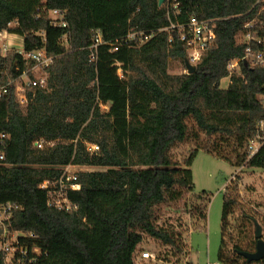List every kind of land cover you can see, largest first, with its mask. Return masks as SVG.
Here are the masks:
<instances>
[{
  "label": "trees",
  "instance_id": "1",
  "mask_svg": "<svg viewBox=\"0 0 264 264\" xmlns=\"http://www.w3.org/2000/svg\"><path fill=\"white\" fill-rule=\"evenodd\" d=\"M56 8L66 11L67 26L53 25L49 11ZM191 16L214 20L216 37L196 71L172 74L171 60L185 69L188 52L170 27ZM249 22L254 25L245 27ZM133 28L153 36L141 45L127 42ZM0 30L24 40L22 52L0 49V86L8 87L0 96V203L18 206L8 227L22 234L25 263L148 264L137 260L147 235L177 245L172 232L155 223V207L176 197L177 186L193 190L190 167L200 147L181 165L171 157L189 135V119L209 136L248 146L237 166L264 168V64L244 60L249 45L256 53L264 45L243 41L248 31L264 37V0H0ZM97 30L106 43L91 61ZM42 48L53 57L41 70L47 85L27 87L28 101L21 104L9 82L36 64L27 54ZM235 59L240 68L230 71ZM3 134L9 138L2 142ZM41 139L53 145L40 149L34 143ZM253 141L260 142L254 153ZM89 144L99 149L91 152ZM69 164L102 169L77 172L81 187L68 190L66 209L52 187L41 185L59 180ZM229 188L218 261L264 264L228 246V220L238 204ZM193 195L204 202L197 228L206 229L210 195ZM13 263L0 251V264Z\"/></svg>",
  "mask_w": 264,
  "mask_h": 264
},
{
  "label": "rangeland",
  "instance_id": "2",
  "mask_svg": "<svg viewBox=\"0 0 264 264\" xmlns=\"http://www.w3.org/2000/svg\"><path fill=\"white\" fill-rule=\"evenodd\" d=\"M7 42L23 46L24 40L20 35L7 32V36H2L0 45ZM169 71L180 74L185 69L181 61L173 59ZM229 81V77H225L222 80L223 86L227 87ZM188 125V137L172 149L171 157L181 165L196 147H200L190 167L193 173V190L177 186L176 197L168 195L164 203L155 207V223L170 230L177 245L165 244L147 235L142 249L137 253L138 262L224 264L218 261V254L222 245L224 193L228 187L238 199V204L228 220L226 240L229 248L234 252L235 245H238L245 251L255 252L258 228L264 240V168L248 167L246 163L238 166L235 164L239 163L238 155L244 153L248 146H240L234 137L209 136L200 131L192 119L188 120ZM183 167L186 165L183 164ZM99 169L102 168L72 165L69 170ZM202 192L210 195V201L207 228L201 230L197 228L200 222L198 215L204 202H198L193 194ZM146 251L151 253V257L143 259L142 253ZM233 252L232 255H236ZM242 262L243 260L240 263Z\"/></svg>",
  "mask_w": 264,
  "mask_h": 264
},
{
  "label": "built area",
  "instance_id": "3",
  "mask_svg": "<svg viewBox=\"0 0 264 264\" xmlns=\"http://www.w3.org/2000/svg\"><path fill=\"white\" fill-rule=\"evenodd\" d=\"M171 1V0H168ZM178 7V4L175 5V8ZM51 19H53V25L55 26H67L66 20V11L64 9L56 8L49 11ZM254 22H249L245 25V27H252ZM216 23L211 19H199L196 16H191L189 20L180 25H172L171 29H176L178 34V41L182 44L183 47L186 48L188 52L189 62L193 65L198 64L201 60L205 49L209 46V44L215 39L216 31H215ZM168 29V28H166ZM42 35H45V32H41ZM2 36H7L6 31L0 30V40ZM153 34L145 31V30H137L133 28L127 35V42L136 41L140 45L146 43ZM174 36H170V42L174 41ZM251 40H256L260 45H264V37L260 35L258 32L248 31L245 33L243 41L249 42ZM106 41L103 39L102 32L97 30L95 35V41L90 46L91 49V61H96L98 58V50L99 46ZM118 43V41H117ZM112 51H116L119 48V45L113 44ZM18 48L21 52L24 50L23 46H15L11 42H7V44L0 45V49L3 54H6L8 49L10 48ZM28 57L32 58L36 61V64L31 67L28 71H23L16 78L12 79L9 82L10 84H16V91L18 94V99L21 104H25L28 101L26 95V88L35 86V87H46L48 82V73L41 72L43 68L49 67L53 63V57L48 56L45 48L30 52L27 54ZM246 62L251 61L252 63L264 64V50L259 52H255L251 45L247 47V54L244 57ZM250 62V63H251ZM240 62L238 59L233 60L229 64V70H239ZM29 72H33L35 77L32 78ZM184 72H188L187 67ZM8 92L7 85L0 86V96L6 94ZM9 136L6 134L1 135V141H5ZM40 149H45L51 147L53 145L52 142H47L45 139L37 140L35 143ZM260 146V142L253 141L250 145L252 149V153L258 150ZM88 148L91 152L99 149V145L97 144H89ZM0 160H5V154L0 153ZM73 164H69L64 168V171L59 180H46L41 185L44 188L52 187V195H56L58 197L57 203L60 207H65L66 209H70L71 205L69 203L67 192L69 189H80V184L76 182L77 180V172L78 171H70V166ZM18 206L12 202H3L0 203V251H3L7 255L8 261H14L13 264H27L25 263L28 257V248L27 246L21 244L19 241V236L22 235L20 232H11L8 227V222L12 217V212L14 208ZM33 251L37 254L41 253V249L39 247H33ZM143 259H148L151 257V253L149 251L143 252ZM36 258L30 259V261H34Z\"/></svg>",
  "mask_w": 264,
  "mask_h": 264
},
{
  "label": "water",
  "instance_id": "4",
  "mask_svg": "<svg viewBox=\"0 0 264 264\" xmlns=\"http://www.w3.org/2000/svg\"><path fill=\"white\" fill-rule=\"evenodd\" d=\"M163 2H164V0H159L160 5ZM180 45L182 46L181 43H180ZM186 67L188 69V73H193L197 69V66L191 64L189 62V60H186ZM256 237L258 238L257 250L255 252L242 251V254L248 259L249 262L259 261V260L264 258V240L261 238L260 228L257 229Z\"/></svg>",
  "mask_w": 264,
  "mask_h": 264
},
{
  "label": "crops",
  "instance_id": "5",
  "mask_svg": "<svg viewBox=\"0 0 264 264\" xmlns=\"http://www.w3.org/2000/svg\"><path fill=\"white\" fill-rule=\"evenodd\" d=\"M15 35H17V34H15Z\"/></svg>",
  "mask_w": 264,
  "mask_h": 264
}]
</instances>
